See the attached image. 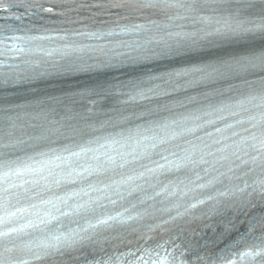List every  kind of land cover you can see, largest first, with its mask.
Here are the masks:
<instances>
[{"label": "snow or ice", "instance_id": "obj_1", "mask_svg": "<svg viewBox=\"0 0 264 264\" xmlns=\"http://www.w3.org/2000/svg\"><path fill=\"white\" fill-rule=\"evenodd\" d=\"M12 8L61 16L101 9L116 19L107 31L65 29L57 37L18 36L10 25L4 30L13 34L0 39V264H58L66 257L82 264H191L178 236L154 246L147 237L121 255L109 253L100 237L154 215L155 203L175 222L209 202L210 214L250 217L252 242L235 253H196V259L264 264V0H54L50 6L0 0V12ZM121 33L133 39L119 47L75 39ZM44 39L65 43L51 51L33 47ZM156 62H167L166 69H146ZM122 70L129 78H106ZM88 73L97 79L61 94L40 87ZM10 89L23 94L9 96ZM178 92L184 99L123 115L113 124L119 131H86L98 130L88 121L102 101L142 104ZM164 112L169 115H159ZM134 120L143 123L123 127Z\"/></svg>", "mask_w": 264, "mask_h": 264}]
</instances>
